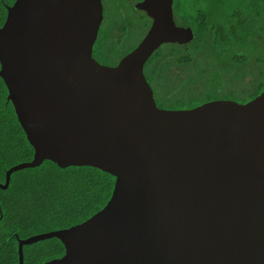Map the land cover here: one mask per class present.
<instances>
[{
  "label": "water",
  "instance_id": "water-1",
  "mask_svg": "<svg viewBox=\"0 0 264 264\" xmlns=\"http://www.w3.org/2000/svg\"><path fill=\"white\" fill-rule=\"evenodd\" d=\"M171 0H141L150 25L114 65L91 55L100 0H13L0 25V78L32 156L111 175L105 204L55 237L40 264H264V85L245 102L156 106L142 72L163 42L185 43Z\"/></svg>",
  "mask_w": 264,
  "mask_h": 264
},
{
  "label": "trees",
  "instance_id": "trees-1",
  "mask_svg": "<svg viewBox=\"0 0 264 264\" xmlns=\"http://www.w3.org/2000/svg\"><path fill=\"white\" fill-rule=\"evenodd\" d=\"M12 2L13 0H0V25L5 17V7ZM124 4L123 0H105V5L111 7L109 12L108 8L103 11L102 23L107 22V25L98 28L97 38L91 50L92 57L97 61L115 64L116 62L110 59V55H113L119 46H124L130 36L136 34L140 36L144 31L142 28L140 34L137 33L139 31L136 28L128 29L130 26L125 24V16L121 17L117 11ZM206 12L207 10L196 9L194 14L190 13L191 28L194 30L192 44L196 49L199 44L202 43L204 46L206 40H209L211 42L209 49H216L212 57L213 63L210 65H215V62L220 59L215 33L211 39H204L205 35L202 30L208 24L209 15L206 16ZM115 18L119 19L115 20ZM137 22L140 23L141 20L138 19ZM240 23L241 20L239 26ZM130 30L137 31L130 33ZM248 33L253 36V43L264 41L262 33L259 31H249ZM239 34L247 36L245 33ZM239 42L243 46L242 36L238 38ZM93 47L99 50L96 55L100 60L94 55ZM168 48V51H174L172 48ZM262 49L264 51V43H262ZM165 52L167 51H162L160 48L154 50L146 59L143 69L147 63L150 64L153 59L158 57L159 60H170L172 65L186 62L184 56L181 55H171L172 59L167 60ZM210 53L212 55L213 50ZM251 54L252 51L250 56H239L237 67L247 68L248 80H255V92L251 96L254 97L264 85V53L263 57L256 56L254 58L251 57ZM245 61H249V63L245 64ZM203 64L200 60L196 65V75L193 74L195 79L199 80ZM243 74L242 71H239L237 77ZM193 75L187 78L190 79ZM213 83L205 89L209 94L217 91V86H214ZM186 85V83L181 84L180 88L186 87ZM6 94L5 85L0 78V183L4 180L5 169L15 163L28 161L32 156V147L28 144L18 124L13 107L6 99ZM168 94H170L169 99L172 102V107H180L183 103L182 94L180 92L175 94L168 92ZM113 179L108 173L94 167L66 166L62 168L47 159L42 160L37 166L11 172L7 186L0 188V264H17V238L68 227L85 220L99 210L110 195ZM21 249L22 264H40L63 253V246L55 237L23 245Z\"/></svg>",
  "mask_w": 264,
  "mask_h": 264
},
{
  "label": "rangeland",
  "instance_id": "rangeland-1",
  "mask_svg": "<svg viewBox=\"0 0 264 264\" xmlns=\"http://www.w3.org/2000/svg\"><path fill=\"white\" fill-rule=\"evenodd\" d=\"M124 2L128 3L129 0H123ZM173 11L176 15V24L177 25H184L185 24V17L187 16L184 10L190 5L191 15L195 13V9L198 10H207L208 11V22L215 23L219 22L220 20L225 19L226 11H228L231 6H234L238 10L239 18L241 20V26L239 27V32L246 33V30L259 31L262 33V38H264V0H173ZM187 2V6H186ZM106 3L109 4L108 1ZM123 9L120 8L117 10L120 13L121 17L125 16V20L127 24L130 26L129 28H136L138 29L139 33L142 32V26L144 24H140L138 21L139 14L141 12L137 11L134 12L131 9L125 8L126 5L124 4ZM108 12L111 10V7L108 6ZM106 10V7H105ZM107 12V13H108ZM106 18V17H105ZM119 18H115L118 20ZM102 24V22H101ZM106 26L107 22H103L101 26ZM263 29V30H261ZM138 34H136L137 36ZM139 35L134 38L132 41L137 40ZM210 41L206 40L204 46L199 44V47L194 49L192 44L191 49V58L192 63H190V70L191 75L195 74L194 72L196 65L199 64L201 60L203 64L202 72H200L199 80L195 79L194 75L192 78H187L190 75V72L184 71L178 72V70H182V67L179 68H172L173 65L170 61H160L159 57L153 59L150 64H146L144 66V74L152 88L154 100L158 107L165 108V109H186L198 105L202 102L209 101V100H216V99H232L237 102H245L251 99L252 95L254 94L255 88V80H248L247 77L242 78L241 76L235 79H230L229 75L235 71V68H232L228 62L225 64L219 65L224 72L219 71L217 68V62L215 65H210L212 62V57L214 55V51L216 49H209ZM262 43L252 42L249 44V49L253 51L251 57H263V49ZM165 48H162V51ZM130 48L127 46H119L118 49L113 52V55H110V59L114 62H117L118 59L128 52ZM213 54L211 55L210 51ZM103 52V51H102ZM94 55L99 53V50H96L93 47ZM97 57V55H96ZM98 58V57H97ZM99 59V58H98ZM100 60V59H99ZM101 61V60H100ZM99 61V62H100ZM225 61V60H223ZM102 63V62H100ZM107 65H112V63H103ZM241 69V70H240ZM242 71L245 73L248 71L247 68L237 67V73ZM194 72V73H193ZM186 74V75H184ZM154 75V77H153ZM212 77H214L212 79ZM245 79V80H244ZM212 81H215L214 83ZM186 83V87H181V84ZM217 86V91H214L212 94H209L208 91L205 89L212 84ZM175 94L180 92L183 97V103L180 107H172V102L169 99L170 94ZM255 96V95H254ZM191 97V98H190ZM34 243V242H33ZM30 243V244H33ZM29 245V244H28Z\"/></svg>",
  "mask_w": 264,
  "mask_h": 264
},
{
  "label": "flooded vegetation",
  "instance_id": "flooded-vegetation-1",
  "mask_svg": "<svg viewBox=\"0 0 264 264\" xmlns=\"http://www.w3.org/2000/svg\"><path fill=\"white\" fill-rule=\"evenodd\" d=\"M140 1L141 0H129L128 3H126V1L124 2L125 5H126L125 8H127L128 10L131 9L134 12H137V11L141 12V14H139L140 16H139L138 19L141 20L140 23L144 24V27L142 26L144 31H143L142 35H140L138 37L137 40L132 41L134 38H136L138 36V35L137 36L133 35L132 37L130 36L129 39L124 43V46H126V47L128 46L131 49L143 37V35L147 31V29H148V27L150 25V22H151L150 18L146 15L144 10L136 9L134 7V5L136 3H138V2H140ZM173 2L174 1L171 0V4H170V6H171V16H172V20H173L174 24L177 25L176 24V19H175L176 15H175V13L173 11V7H172ZM100 3H101L102 18H101V21L99 23L98 28L103 24V23L101 24V22L103 20V11L105 10V7L107 8V6L105 5V0H100ZM186 6H187V2H186ZM120 8L123 9L122 6H120ZM194 11H196V9ZM184 12L186 13L187 16L185 17V24L182 25L181 27H188L191 30V33H192L191 39L189 41L185 42V43L163 42V43L159 44V46L155 50H157L159 48L162 49L164 47L165 49L163 51H167L169 53L168 54L167 52H165L166 53V58L165 59H167V60L172 59L171 55L184 56V59L186 60V62H184L183 64H173L172 68H179V67L183 66L182 70H178V72L184 71V69H185L186 71L190 72L189 76H191L190 63H192L191 49H192V41H193V38H194V30H192V28H191L190 5L184 10ZM203 13H205V12H203ZM207 15H208V11L206 12V16ZM127 21L128 20L125 21V24H127ZM239 22H240V18H239L238 10H237L236 7L231 6V8H229L228 11H226L225 19L220 20L219 22L210 23V24L208 22L207 26L202 28L203 34L205 35L204 39L205 38L211 39V37L214 35L213 33H215V38H216V43H217V52H219V56H220V59L217 60V65L219 66V65L225 64V62H228L229 65L232 68H235V71L232 74L229 75L231 80L232 79H236V77H237V65H238L237 58L239 56H241V57L250 56V53H251V50L249 49V44L252 43L253 36L250 35L251 33H248L249 30H246V33H245L247 35L246 37H245V35L239 34V33H244V32H239L238 31L239 27L241 26V23H240V26H239ZM177 26H180V25H177ZM128 29H129V27H128ZM200 30H201V28H200ZM133 31H137V30H130V33L133 32ZM97 32H98V30H97ZM137 33H139V32H137ZM241 36L243 38V43H242L243 46L240 44V42L238 43V38L241 37ZM96 38H97V33H96L95 40H96ZM168 47L172 48L174 51L173 52L168 51V49H169ZM252 53H253V51H252ZM223 60H225V61H223ZM160 61H163V60H160ZM244 63L248 64L249 61H245ZM112 65H114V64H112ZM217 69L219 71H221V72H224V70H222L220 68V66ZM194 71H196V70H194ZM142 72L144 74L143 68H142ZM184 75H186V74H184ZM144 77H145V74H144ZM244 77L248 78L249 77V73L245 72L242 75V78H244ZM145 79H146V77H145ZM146 81H147V79H146ZM147 83H148V81H147ZM150 89L152 91L151 86H150ZM152 95H153V91H152ZM153 98H154V96H153ZM155 104H156V102H155ZM156 106H157V104H156Z\"/></svg>",
  "mask_w": 264,
  "mask_h": 264
}]
</instances>
